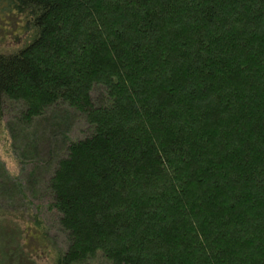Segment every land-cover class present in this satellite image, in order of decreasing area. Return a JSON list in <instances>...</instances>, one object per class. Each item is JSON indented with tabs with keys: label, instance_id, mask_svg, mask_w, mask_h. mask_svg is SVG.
Instances as JSON below:
<instances>
[{
	"label": "trees",
	"instance_id": "obj_1",
	"mask_svg": "<svg viewBox=\"0 0 264 264\" xmlns=\"http://www.w3.org/2000/svg\"><path fill=\"white\" fill-rule=\"evenodd\" d=\"M5 36L0 103L88 126L47 181L55 264H264V0H0Z\"/></svg>",
	"mask_w": 264,
	"mask_h": 264
},
{
	"label": "rangeland",
	"instance_id": "obj_2",
	"mask_svg": "<svg viewBox=\"0 0 264 264\" xmlns=\"http://www.w3.org/2000/svg\"><path fill=\"white\" fill-rule=\"evenodd\" d=\"M20 34L23 35L22 29L17 34L22 40ZM3 40L0 52L10 51L13 40L7 36ZM2 102L0 174L5 175L8 187L0 194V264H55L56 256L65 253L69 239L61 228L59 213L48 207L53 196L47 181L56 166L55 160L66 154L69 141L82 139L88 126L75 110L65 105L52 108L45 116L23 125L22 108ZM37 218L46 231L43 247L37 237L27 242L23 230L25 224L36 232ZM82 264L111 263L99 253Z\"/></svg>",
	"mask_w": 264,
	"mask_h": 264
}]
</instances>
